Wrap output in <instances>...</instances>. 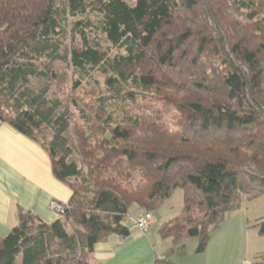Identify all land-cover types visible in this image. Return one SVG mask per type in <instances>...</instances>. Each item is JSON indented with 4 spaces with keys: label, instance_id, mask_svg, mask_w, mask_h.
I'll list each match as a JSON object with an SVG mask.
<instances>
[{
    "label": "trees",
    "instance_id": "1",
    "mask_svg": "<svg viewBox=\"0 0 264 264\" xmlns=\"http://www.w3.org/2000/svg\"><path fill=\"white\" fill-rule=\"evenodd\" d=\"M68 69L71 92L96 70L105 90L71 110L49 97ZM0 123L39 143L71 191L50 224L18 212L0 264H88L95 244L130 234L131 205L151 212L176 189L182 212L159 228L172 246L151 264H175L187 238L200 253L264 195V0H0ZM255 226L264 237V217Z\"/></svg>",
    "mask_w": 264,
    "mask_h": 264
},
{
    "label": "crops",
    "instance_id": "2",
    "mask_svg": "<svg viewBox=\"0 0 264 264\" xmlns=\"http://www.w3.org/2000/svg\"><path fill=\"white\" fill-rule=\"evenodd\" d=\"M70 189L51 171L47 152L39 143L7 123H0V237L17 224L19 211L28 212L50 224L59 215L52 201L66 204ZM262 198V199H261ZM183 208V191L176 189L162 205L151 211L152 222L145 229L130 227L126 237L110 235L94 245L88 264H150L165 256L171 238H162L159 228L179 216ZM137 217L144 210L132 208ZM264 217V195L245 201L238 210L228 213L220 227L210 236L204 251L196 252L197 239L184 241L185 252L171 255L175 264H264L257 255L264 251V238L255 224Z\"/></svg>",
    "mask_w": 264,
    "mask_h": 264
},
{
    "label": "rangeland",
    "instance_id": "3",
    "mask_svg": "<svg viewBox=\"0 0 264 264\" xmlns=\"http://www.w3.org/2000/svg\"><path fill=\"white\" fill-rule=\"evenodd\" d=\"M103 47L108 50V53L110 56L119 52V49L112 47L107 42L103 43ZM120 51H122V50H120ZM71 79H76V76H74L72 74L71 69H68L65 81L63 83H61L59 86H57V85L52 86V88L49 92V97L55 96V97L61 99L63 101V103H65V104L67 103V105L70 106L71 110L73 108H72V105H70L71 104L70 99L73 96L74 97L76 96V98L80 102L84 101V102L88 103L94 99L93 94H96L94 91L97 92L99 89L105 90L104 84H103L104 76L101 75L100 73H98L97 70L92 73V79H88V80L84 79L83 80L81 89H79L77 91L71 92V90H70V86H71L70 80ZM94 79L98 82V84L94 83ZM125 88H127L133 92L136 91L138 102H143L142 98L144 96H145V98H143V100L146 101V103H148L149 100L151 99L150 98L151 96H148V93H151V92H144L143 90H141L140 87H132V86L127 85ZM151 101L158 108L161 109L163 118L166 121L170 122V121H172L178 117V112L175 109H173L171 106L164 105L163 103L157 102L156 100H153V99H151ZM131 105H132L131 101L128 99H122L118 103L119 107H127V106L132 107ZM75 115H76V117L78 116L77 114H75ZM35 133L41 142L47 143L51 139V134L49 133V131L47 129L36 130ZM134 207H136V205H131L129 208V212H131L132 214H134V212L132 211V208H134ZM134 216H135V214H134ZM128 225L130 227H132V225L130 223H128ZM258 239H260V241H264V238H258Z\"/></svg>",
    "mask_w": 264,
    "mask_h": 264
},
{
    "label": "built area",
    "instance_id": "4",
    "mask_svg": "<svg viewBox=\"0 0 264 264\" xmlns=\"http://www.w3.org/2000/svg\"><path fill=\"white\" fill-rule=\"evenodd\" d=\"M52 208L58 215H62L65 212V204H62L56 200L52 201ZM127 222L130 223L133 227L138 229H145L148 224L152 222V215L150 211H143L139 216L133 217L131 215H127ZM159 258H164V256H160ZM151 264V263H150Z\"/></svg>",
    "mask_w": 264,
    "mask_h": 264
}]
</instances>
